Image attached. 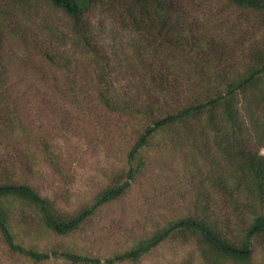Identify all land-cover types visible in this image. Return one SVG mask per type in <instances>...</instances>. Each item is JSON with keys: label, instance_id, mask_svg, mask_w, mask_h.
Masks as SVG:
<instances>
[{"label": "trees", "instance_id": "obj_1", "mask_svg": "<svg viewBox=\"0 0 264 264\" xmlns=\"http://www.w3.org/2000/svg\"><path fill=\"white\" fill-rule=\"evenodd\" d=\"M47 1L69 18L86 64L60 50H36L39 61L31 60L17 30L6 38L28 0H0V98L6 96V118L0 114V139H6L0 251L6 264H139L175 235L195 241L202 264H251L256 245L264 252V28H258L259 41L237 48L227 32L212 27L214 18H201L195 0ZM228 2L264 14V0ZM98 10L112 12L126 34L120 55L99 39L91 21ZM16 71L23 77L20 87L34 94L41 86L61 92L55 74L63 71L71 90L75 85L97 112L123 124L125 163L113 166L107 185L75 213L64 209L74 183L66 181L57 154L45 145L12 143L26 136L16 117ZM0 111L5 114L1 100ZM153 154L180 157L191 161L195 175L207 173L184 213L149 235L131 236L126 248L105 259L61 242L44 249L33 242L36 229L50 231L54 240L66 238L120 201ZM47 175L57 184L43 194L38 185Z\"/></svg>", "mask_w": 264, "mask_h": 264}, {"label": "rangeland", "instance_id": "obj_2", "mask_svg": "<svg viewBox=\"0 0 264 264\" xmlns=\"http://www.w3.org/2000/svg\"><path fill=\"white\" fill-rule=\"evenodd\" d=\"M27 3L11 19L6 38H9L10 31L17 30L18 37L32 51L30 58L34 62L39 61L36 50L43 49L66 52L86 64L80 47L73 44L69 18L47 0H28ZM193 8L201 18H214L212 27L222 33L227 32L237 48L259 41L257 32L258 28H264V14L239 10L228 0H195ZM91 21L99 28L100 41L115 46L120 55V48L126 44L127 37L118 27L113 13L98 10L92 14ZM8 43L10 47L14 44ZM15 43L21 47L17 40ZM55 75L61 92L55 93L41 86L34 94V90L20 87L24 85L20 81L23 77L20 72H15L20 81L16 117L22 122L26 136L12 143L32 147L45 145L57 154L66 181L74 183L69 188L71 202L64 209L75 213L107 185L113 166H123L128 150L123 137L127 135L121 130L123 124L120 120L113 117L106 119L103 111L97 112L94 102L79 94L75 85L71 90L68 85L71 78L63 71ZM0 100L5 110V114L1 111L0 114L6 118V96ZM261 153L264 154V150ZM0 159H6V139H0ZM190 164L191 161L186 164L177 156L153 154L144 174L129 192L120 201L104 207L80 230L54 240L50 231L39 228L32 232L31 238L41 249L61 242L78 252L105 259L126 248L129 244L126 241L131 236L149 235L155 227H161L185 212L201 181L207 179L206 172L195 175L196 170ZM53 181L47 175L43 183H39V190L43 194L48 193L57 184ZM0 264H6L1 251ZM139 264H202V261L192 238L175 235L145 256ZM251 264H264V252L257 245L253 248Z\"/></svg>", "mask_w": 264, "mask_h": 264}]
</instances>
